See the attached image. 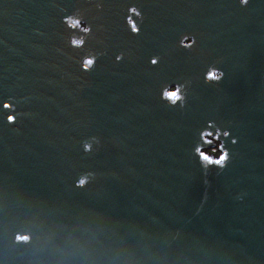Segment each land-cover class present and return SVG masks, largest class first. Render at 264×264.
I'll use <instances>...</instances> for the list:
<instances>
[{"label": "water", "instance_id": "water-1", "mask_svg": "<svg viewBox=\"0 0 264 264\" xmlns=\"http://www.w3.org/2000/svg\"><path fill=\"white\" fill-rule=\"evenodd\" d=\"M178 3L0 0V264H264V40L183 47Z\"/></svg>", "mask_w": 264, "mask_h": 264}, {"label": "flooded vegetation", "instance_id": "flooded-vegetation-1", "mask_svg": "<svg viewBox=\"0 0 264 264\" xmlns=\"http://www.w3.org/2000/svg\"><path fill=\"white\" fill-rule=\"evenodd\" d=\"M264 0H248L242 4L241 0H227L223 8L214 6L212 0H180L175 28V40H181L184 35H190L195 40H264V37L255 36V28L259 25L260 9H264ZM181 5H185L181 7ZM185 7V9H184ZM230 12V13H229ZM184 13V14H183ZM184 19L187 27L182 30L181 20ZM231 19L239 24L241 34L239 36H212V28H221L223 23ZM188 47V46H183ZM181 65L182 63L179 62ZM207 78L217 79L221 76V69L210 68L206 72ZM171 86L169 90H172ZM210 147L203 149L209 156L217 157L221 154L220 141L213 137H207Z\"/></svg>", "mask_w": 264, "mask_h": 264}, {"label": "clouds", "instance_id": "clouds-1", "mask_svg": "<svg viewBox=\"0 0 264 264\" xmlns=\"http://www.w3.org/2000/svg\"><path fill=\"white\" fill-rule=\"evenodd\" d=\"M247 2H248V0H241L242 4H246ZM128 12L134 13L137 17H140L142 15L135 6H129ZM64 19H65L66 23L72 28L81 27V28H83L85 33L90 31V29L86 25H83L80 22L79 18L70 16V17H65ZM125 19H126L127 24L131 27V31L134 33L137 32L138 28L134 24L131 16H127ZM70 43L73 46H82L83 45V38L70 39ZM194 43H195V38L190 36V35H184L181 37V46H190ZM120 59H122V56L117 55L116 60L119 61ZM94 62H95V56L90 53L88 56H85L83 58V60L81 62V67L83 70H88L94 64ZM156 62H157V59L155 57L150 58V63L155 64ZM205 79H207V75H205ZM169 89L170 88H165L162 90L161 97L163 99L168 100L169 103H171V104H175L177 100L182 99V95L180 93L179 86H175L174 88H172V90H169ZM4 106L5 107L9 106L7 101L4 102ZM10 119H11V117H10ZM203 135L209 136V133L205 132V133H203ZM223 158L226 159V156H224Z\"/></svg>", "mask_w": 264, "mask_h": 264}]
</instances>
